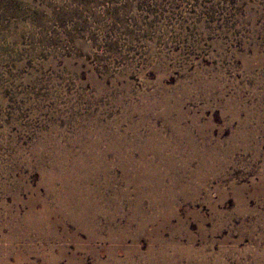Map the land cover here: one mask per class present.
<instances>
[{
    "label": "rangeland",
    "instance_id": "1",
    "mask_svg": "<svg viewBox=\"0 0 264 264\" xmlns=\"http://www.w3.org/2000/svg\"><path fill=\"white\" fill-rule=\"evenodd\" d=\"M0 264H264V0H0Z\"/></svg>",
    "mask_w": 264,
    "mask_h": 264
}]
</instances>
